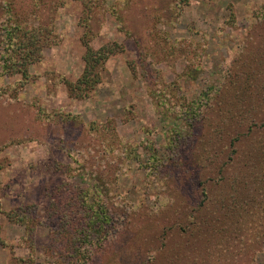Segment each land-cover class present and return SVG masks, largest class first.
Returning <instances> with one entry per match:
<instances>
[{"label": "rangeland", "instance_id": "obj_1", "mask_svg": "<svg viewBox=\"0 0 264 264\" xmlns=\"http://www.w3.org/2000/svg\"><path fill=\"white\" fill-rule=\"evenodd\" d=\"M32 31L40 58L25 77L5 74L6 34ZM85 43L114 52L78 97L67 83L83 73ZM231 108L225 143L245 151L251 128L262 149L255 160L237 155L224 175L250 189L255 207L264 200L252 180L264 178L254 168L264 166V0H0V264H71L69 236L54 233L81 218L71 209L84 189L114 213L85 246L86 264H264L263 223L219 248L210 227L198 240L180 230L202 192L220 190L197 157L227 124L219 109Z\"/></svg>", "mask_w": 264, "mask_h": 264}, {"label": "trees", "instance_id": "obj_2", "mask_svg": "<svg viewBox=\"0 0 264 264\" xmlns=\"http://www.w3.org/2000/svg\"><path fill=\"white\" fill-rule=\"evenodd\" d=\"M33 32L35 31H32L30 35L25 34L23 37L17 38L12 37L10 32L6 34V39L11 47L2 66V70L5 74H20L25 77L27 75V68L40 58L41 47L39 46L37 36H35L36 32ZM113 52V47L110 45L93 50L85 43V53L83 55L85 67L83 73L76 83H67L68 89L76 94V96L81 97L85 91L93 88L95 83L99 80L98 73L95 71L96 67L105 62ZM259 88L260 86L258 84L250 85L248 90L251 91L250 89H252L253 91H257ZM244 91L239 94L243 95ZM204 97L207 98V95ZM212 100H214L213 97L207 98V101ZM234 108L226 110L219 109L220 114H225L224 121L227 124H223L225 127L222 126V128L220 125L218 128L219 132H214V136L208 141L207 149L202 153L205 154L198 156V153L197 155V168L199 171L215 170V178L210 182L214 186L219 185L220 190L212 195L214 191L210 192L205 189L202 192L204 197L201 203L197 206H193L186 216L189 223H182L180 229L182 234L188 230L189 232L185 233H188L194 240H198L200 236H196L200 232H203V229H208L210 227L213 229L210 233H213L212 235L216 237L215 245L217 248L221 246V242L224 244H232V241L240 240L243 242L241 234L245 233L244 229L256 230L260 223L264 224V221H262L264 220V200H262L264 199V195L261 197L262 202H260L259 199L255 201L254 207V203H252L251 200L253 197L245 195L246 191L250 189L240 187L241 181L239 179H228L225 178L224 175L232 160H237V155L239 156V154L242 155L248 152L250 156H254L255 153H259V150L262 149L254 143L255 131L251 128L246 130V134L250 137L251 142L249 146L247 145L245 151L240 149L238 145L239 140L236 141V139L233 138L227 144L225 143L228 139L224 137L225 131H231L228 126L231 125V120L237 115ZM246 134L245 132L243 134L240 133V136L242 135L244 137ZM223 143L227 145L224 146L225 149ZM255 147L258 148L256 149ZM201 151H203V148ZM259 156L260 155L254 156L253 160L257 159ZM150 161H155V163L152 164L153 167L158 168L160 166L159 158L155 156L154 153L151 155ZM254 168L262 170L264 166L257 162L254 164ZM252 180H254V185L257 189L264 192V178L262 179L261 175H258L256 181L254 177H252ZM97 192L100 193L99 191ZM94 193L95 192L92 193L89 189L81 190L74 202V209H71V214L78 212L81 218L73 223L72 220L70 221L68 219L66 221L67 223L60 226L54 233L55 237L63 235L69 236L67 243L70 250L67 251L68 254L66 258H68L71 264H73V261H82V264H86L85 262L88 258L85 246H90L94 236H97V238L101 236L102 231H104V228L107 227L108 222L111 220V215L113 216L114 214L109 211L102 199H92ZM56 194H61V191L58 190ZM56 194H54V196H56ZM69 201L71 202V197H69ZM61 210L63 211L61 213L62 216L66 217V210L69 211V209L64 207L63 209L61 208ZM18 216L20 217V215ZM68 217H70V214ZM8 218L13 220L10 214ZM20 218L17 220L20 221ZM238 224L241 226L239 227ZM257 233L263 232L257 231ZM193 253L197 255L199 252L194 251ZM198 255H200V253Z\"/></svg>", "mask_w": 264, "mask_h": 264}]
</instances>
